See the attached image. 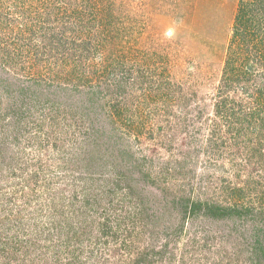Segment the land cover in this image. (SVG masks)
I'll use <instances>...</instances> for the list:
<instances>
[{
  "label": "rangeland",
  "instance_id": "obj_1",
  "mask_svg": "<svg viewBox=\"0 0 264 264\" xmlns=\"http://www.w3.org/2000/svg\"><path fill=\"white\" fill-rule=\"evenodd\" d=\"M260 249L264 0H0V264Z\"/></svg>",
  "mask_w": 264,
  "mask_h": 264
},
{
  "label": "trees",
  "instance_id": "obj_2",
  "mask_svg": "<svg viewBox=\"0 0 264 264\" xmlns=\"http://www.w3.org/2000/svg\"><path fill=\"white\" fill-rule=\"evenodd\" d=\"M221 214H224V213H221ZM230 214H233V213H230ZM226 215H229V214H226ZM258 254H261V257L264 258V249H260V251L258 252ZM259 257V255H258Z\"/></svg>",
  "mask_w": 264,
  "mask_h": 264
}]
</instances>
